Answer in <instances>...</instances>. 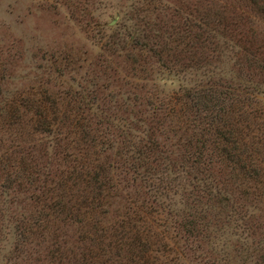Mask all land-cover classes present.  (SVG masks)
<instances>
[{
    "label": "rangeland",
    "instance_id": "374dc122",
    "mask_svg": "<svg viewBox=\"0 0 264 264\" xmlns=\"http://www.w3.org/2000/svg\"><path fill=\"white\" fill-rule=\"evenodd\" d=\"M231 8L229 0H0V264H96L105 252L117 261L122 258V264H134L127 247L114 257L117 245L112 239L106 236L102 246L95 241L103 226L122 229L121 222L134 213L143 215L150 239L165 245L163 254L152 253L150 264H262L264 195H257L264 190L257 185L262 182L236 173L227 159L216 155L210 133L200 137L206 144L204 169L191 166L175 143L181 133V105H174L172 116L168 113L173 96L178 99L183 89L205 85V73L216 88L226 78L230 89L237 78L254 76L253 95L259 90L257 95L264 97V70L239 69L230 41L211 18ZM186 15L191 23L183 24L205 30L203 35L211 39L214 51L209 49L208 57L192 59L182 39L163 38L172 33L167 27L171 20L181 22ZM260 22L252 26L264 38V21ZM161 40L167 41V52L157 57L153 52ZM141 43L149 50L139 48ZM44 93L55 100L60 114L68 116L62 127L70 132L68 138L77 141L79 129L72 128L88 125L100 128L112 143L105 151L89 147L109 178L108 188L89 213L79 206L80 196L85 193L94 200L95 191L86 192L85 182L77 178L79 170L68 175L70 165L58 152L61 148L56 151L53 133H29L28 123L13 127L10 114L2 110L5 104L12 109L20 99ZM234 98L227 97L229 107L224 108L231 116L239 104ZM246 122L253 127L257 121L249 116ZM151 125L156 126L159 150L146 161L147 168L133 166L128 160L134 153L125 150ZM92 134L95 131L86 138ZM249 135L257 136V131ZM59 144L75 152L74 143ZM263 147L256 149L262 152ZM19 155L24 160L38 158L37 183L25 181L28 172L16 161ZM259 164L264 181V162ZM66 176V188L54 189ZM38 184L50 188L48 193L67 202L69 209H47L48 198L37 202ZM202 188L211 193L206 195ZM198 217V231L187 234L181 224ZM96 221L99 229L94 228ZM19 232L23 234L16 235ZM52 241L60 245L64 259H50ZM169 247L179 259L165 256Z\"/></svg>",
    "mask_w": 264,
    "mask_h": 264
},
{
    "label": "trees",
    "instance_id": "16d2710c",
    "mask_svg": "<svg viewBox=\"0 0 264 264\" xmlns=\"http://www.w3.org/2000/svg\"><path fill=\"white\" fill-rule=\"evenodd\" d=\"M229 1L232 5V10L223 9L222 12L218 11V13H212L211 18L215 17L217 19L216 21L220 24L221 35L226 36L228 41H230L229 44L235 52V59L239 62L237 66L239 69L247 68L251 71L253 68H258L264 70V38L262 33L254 30L252 26V24L254 25L257 21H264V0ZM189 14L191 15L190 12ZM178 15L183 14L180 12ZM171 21L172 22L169 23L167 27L169 30L171 29L172 33L163 36V38L169 41H178L182 39L181 43L185 44V47L189 51L188 54L192 56V59L196 57L205 58L211 55L210 50L214 51V47L211 46L212 42L209 36L203 35L205 30L196 31L191 28V24H183L191 21L188 15H186L185 20L183 19L181 22L175 19ZM133 41L134 38H130V43H134ZM161 41L162 43L159 45V49L153 52L157 57L164 54L166 55L167 52V41ZM161 45L166 49L162 48ZM146 46L147 50H149L147 44L141 43L139 48H144ZM204 76V86L200 88L195 86L188 89L185 88L178 99H175V96H173V107L169 108L170 110H168V113L172 116V113L175 111L174 105L176 104L181 105L180 111L182 112L177 114V116H182V124L180 125V139L176 140V146L183 149L181 154L184 159L190 162L191 166L197 169H204L203 166L206 163L203 164V150H205L206 144L205 140L200 137L210 133L212 134L210 143L215 150L214 153L227 159L232 165V168L238 170L235 171L236 173L247 178L250 177L256 180V182L260 180L262 184L257 185L260 187L263 186L262 188H264L263 173L260 174L256 166L260 165L259 162H264V151L261 152L256 149H261L264 143V97H259L257 95L261 93L259 90H256L257 92L253 95V88L255 89L256 85L254 76H244V80L237 78L238 85L236 84L233 89L229 88V83L226 81V78H224V84L218 83L220 88H216V84L210 79L209 73H205ZM227 97H235L234 99L239 103L237 104L236 113L232 116L224 109H228L229 107V105H226V103H228L226 100ZM54 102L55 100L51 98L48 93H44L38 95V97L20 99L19 105H14L12 109L9 108L11 106L5 104L2 110H4V113L10 114L11 121H9V123H11L13 127L23 128L28 123L31 130L29 133L34 131L48 136L53 133L56 139L54 140L52 137L54 145H58V148L55 147L56 151H58L60 147L61 149L58 152L61 153L62 159H64L66 164L68 163L67 165H70L71 171H68V175L71 173L75 174L73 172L74 170H79L81 175L77 178L79 182H85V184H82L86 192L90 191L91 193L95 191V194H93L95 196L94 200L93 196H90V199L87 195H84L85 193L80 196L79 206H84L83 212L89 213L91 211L90 207L93 206L95 200L102 198L104 190L109 186L107 169L102 167V164L97 163L98 158L96 159L93 157L89 147L98 146L100 150L105 151L112 147V143L102 130H100L101 133L98 132L100 128L96 126L90 127L88 125H75L74 128H72L75 130L79 129V138L77 141L68 138L70 132L68 133V131L64 132L62 130L65 124L64 121L68 116L63 113L60 114L59 111L55 109ZM19 109H22V111L19 112ZM25 114H29L30 118L28 117L25 119L23 117ZM249 116L254 117L257 121L254 123L253 127L246 122ZM231 119L234 120L230 121ZM76 122L77 121H75V123ZM163 125V122L160 123V128ZM155 128V125L147 126L141 132V140L132 144V148L129 150H125V154L128 153L127 151L134 153V155H129L130 160L128 161H134L130 162L131 165L134 166L136 164V166L145 168L146 166H144V164H146V161L148 162L150 157L153 159L154 152L159 150L155 140V136L157 135V132L155 133L154 131ZM91 130L95 131V134L86 138V135ZM252 130L257 131V136H251L253 141L249 135V132ZM143 138H145L144 142L142 140ZM57 140L64 141L66 145H69L71 142L74 143L71 147L75 152H70L71 150L68 146L65 147V145H63L61 147ZM12 158L13 157L10 158V161ZM36 160H38V158L33 156H27L24 160L23 155H19L16 159L21 169L28 172L24 179L30 184L37 183V176L41 171L40 168L36 167ZM67 180L68 176H66L64 182H57V184L54 185V189H65ZM40 182L42 183V181ZM8 183H11V181L9 180ZM110 187L112 186L110 185ZM36 189H38V192L35 191L34 194L36 195L35 199H37V202L45 198L50 199L49 205H46L47 209L58 211L69 209L67 202L56 200L55 194L48 193L51 191L50 188H45L43 185L38 184ZM207 190L208 189L205 190L202 188V191H206V195L209 192L211 193V190ZM47 194L50 195L47 196ZM257 195H264V190H260V192L257 191ZM84 197L88 199L83 201ZM77 209L79 210V207ZM150 212L149 207L146 213ZM200 218L201 217H198L197 220L189 218L184 224H181V227H183L187 234H193L198 231L196 226ZM90 220L93 222L95 221L92 219ZM142 220H144L143 215L141 216L139 213H134L132 216H129L125 222H121L123 224L122 229L120 228L118 230L117 226H110L105 230L103 226L102 233L95 238V241L102 246V242L107 236L117 245L114 257L120 256V253L127 247L126 250L130 254V257H128L130 262L134 264H150L152 253L160 251V254H163L165 252V245L157 244L150 239V236H148L149 230L146 226H143L145 224ZM88 223L90 225V222ZM98 223L99 221H96L94 228L98 227ZM22 234L23 232H19V234L16 233V235ZM54 242L55 241H52L51 249L54 251L50 252L52 254L50 259H52L54 255H56L57 261L64 259L60 245ZM109 245L110 243H106V246ZM116 245H114V247ZM158 245L159 250L157 249ZM166 253L165 256H168L170 259H179L177 251L171 250L170 247ZM104 255L107 258H104ZM121 259L122 258H119L117 261L116 259L110 258L107 252H105L101 253L99 257L97 256L96 264H122ZM262 264H264V257L262 258Z\"/></svg>",
    "mask_w": 264,
    "mask_h": 264
}]
</instances>
